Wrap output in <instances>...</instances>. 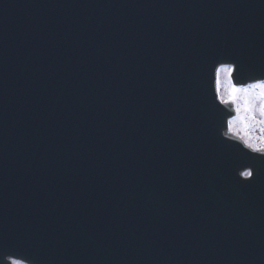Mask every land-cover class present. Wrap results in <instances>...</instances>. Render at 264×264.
<instances>
[{
  "label": "water",
  "instance_id": "1",
  "mask_svg": "<svg viewBox=\"0 0 264 264\" xmlns=\"http://www.w3.org/2000/svg\"><path fill=\"white\" fill-rule=\"evenodd\" d=\"M221 58L264 75V0H0V260L264 264V159L219 137Z\"/></svg>",
  "mask_w": 264,
  "mask_h": 264
},
{
  "label": "clouds",
  "instance_id": "2",
  "mask_svg": "<svg viewBox=\"0 0 264 264\" xmlns=\"http://www.w3.org/2000/svg\"><path fill=\"white\" fill-rule=\"evenodd\" d=\"M238 61L219 59L209 69L207 90L223 142L235 146L240 154L264 159V75H238ZM242 182L254 179L255 168H237ZM0 264H38L26 253L4 255Z\"/></svg>",
  "mask_w": 264,
  "mask_h": 264
}]
</instances>
